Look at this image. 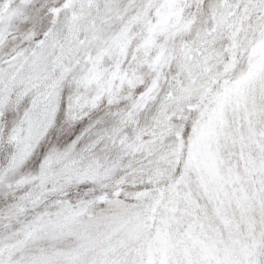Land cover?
Returning <instances> with one entry per match:
<instances>
[{
  "label": "snow or ice",
  "instance_id": "1",
  "mask_svg": "<svg viewBox=\"0 0 264 264\" xmlns=\"http://www.w3.org/2000/svg\"><path fill=\"white\" fill-rule=\"evenodd\" d=\"M0 264H264V0H0Z\"/></svg>",
  "mask_w": 264,
  "mask_h": 264
}]
</instances>
